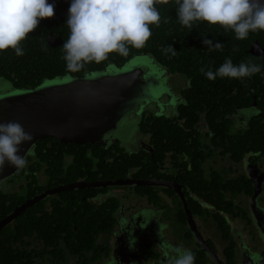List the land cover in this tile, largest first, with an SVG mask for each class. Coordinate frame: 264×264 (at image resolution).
<instances>
[{
	"label": "flooded vegetation",
	"instance_id": "1",
	"mask_svg": "<svg viewBox=\"0 0 264 264\" xmlns=\"http://www.w3.org/2000/svg\"><path fill=\"white\" fill-rule=\"evenodd\" d=\"M215 32L205 27L194 40L209 39L215 44L219 37ZM222 37V43L232 47L234 64L249 59L262 66L261 72L250 78L209 80L200 68L215 71L224 62L219 63L222 58L215 55L216 50L203 43L188 70L171 71L144 53L125 60L139 69L142 79L149 78L153 100L138 103L132 113L123 116L118 126L100 137L102 145L89 143L103 147L117 143L128 155H135L136 167L127 162L125 177L70 181L53 169L48 176L45 164L37 174L36 186H29L25 171H16L0 182V221L25 201L75 182H153L74 188L47 195L0 230V264H168L176 247L194 252L195 264H264V259L257 260L264 257V30L250 32L236 46L229 44L233 36ZM50 40L59 44L51 47ZM45 41L49 50L64 43L61 34L50 31ZM23 42L24 55L16 56L10 48L6 59L14 62L0 63V84L7 81L12 85L8 92L0 91V96L44 83H26V75L17 83L16 78L32 66L30 61L26 63L27 41ZM165 56L167 62L174 58ZM102 65L94 71L116 67L107 60ZM139 155L144 162L138 161ZM119 163L122 166V160ZM138 164L147 166L148 177H136ZM86 189L95 194L75 192ZM38 204L39 208L28 210ZM63 207H72L74 217L82 221L85 237L93 240L92 249L80 254L72 253L75 247H67L68 242L75 245L78 241L75 222L69 224L75 237L61 230L58 239V231L45 236L49 242L43 238L54 221L64 224L57 210ZM26 211L35 214L28 216ZM29 221L35 227L27 234ZM13 233L20 238L14 239Z\"/></svg>",
	"mask_w": 264,
	"mask_h": 264
},
{
	"label": "clouds",
	"instance_id": "2",
	"mask_svg": "<svg viewBox=\"0 0 264 264\" xmlns=\"http://www.w3.org/2000/svg\"><path fill=\"white\" fill-rule=\"evenodd\" d=\"M159 2L71 0L66 20L70 34L62 45L67 70L80 71L84 67L83 62L100 63L112 52L127 56V45L144 47L152 35L149 26L159 25L160 12L155 6ZM176 3L179 22L190 29L193 22L203 21L233 31L237 40L246 39L250 32L264 30V4L260 0H176ZM54 8L55 5L48 3V0H0V51L11 48L16 56L24 55L21 41L37 28L40 20L51 18ZM202 43L209 49L223 50V44H213V40L203 39ZM164 51L177 54L170 45ZM261 70V65L251 61L237 65L231 58H226L215 71L211 67L207 71L204 67L200 68L201 73L212 81L217 77L250 78ZM11 86L10 82L4 81L0 89ZM32 139V135L25 132L20 123H0V170L5 162L16 169L25 168L27 160L17 155L18 146ZM31 155L34 156L35 152ZM134 242V239L129 241L130 247ZM172 251L176 255L169 259L168 264H195V253L190 249L176 247ZM261 259L264 257H257L258 261Z\"/></svg>",
	"mask_w": 264,
	"mask_h": 264
},
{
	"label": "trees",
	"instance_id": "3",
	"mask_svg": "<svg viewBox=\"0 0 264 264\" xmlns=\"http://www.w3.org/2000/svg\"><path fill=\"white\" fill-rule=\"evenodd\" d=\"M52 4L55 5L54 15L51 18H45L40 20V23L38 24L37 28L31 33H29L25 38L27 39V54L25 56H28L26 63L30 61L32 66H29L26 69L25 73H23L20 77L16 78L18 80V84L24 81L23 76L25 75L28 78L26 83L35 84L40 81L42 82V80L45 82L52 79L62 78L71 74L78 75L79 72L84 73V71L87 70L94 71L103 66L102 64L105 60L101 61L100 63H97L95 61L83 62L84 67L80 71L71 72L66 68V61L64 59L65 50L63 46L59 49L57 47L56 49L52 50H49L47 48L48 46L45 41V36L47 35V32H53L54 35L61 34L64 42L67 41L70 34L69 28L66 25V20L71 0H55ZM155 6L158 8L161 18L158 26H149L152 35L146 42L145 46L142 48H134L131 45H127L129 48V53L127 56H122L117 52H112L108 54V58L106 59L108 62H113V64L118 67L122 66L125 63V60L129 57H132L134 54L138 55L144 53V55L152 57L157 63H164L165 67H167L171 71H182V69H191V67L194 65L193 59L196 56L197 51L199 49L202 50L200 46H203V40L195 41L194 38L199 37V33L205 27H207L214 33H216L215 31H217L218 36L220 37H217V42L223 44V50L215 51V55L222 58L219 63H223L226 58H231L232 54V47L226 43H222V35H226L229 38H231V36L234 37V39L231 40L229 44H232L233 46H236L238 43L240 44L241 40L236 39L235 33H233V31H226L219 25H210L207 22L197 21L193 22L191 29L186 26H183L179 22V19L177 17L178 5L176 3V0H167L166 3L164 2V0H160V2L157 3ZM216 28L218 30H216ZM41 32L43 33V35L40 34ZM26 41H24L23 43H25ZM194 41L195 43H193ZM30 42L33 44V46ZM41 44L44 45L41 46ZM168 45H170L177 52L176 55H172L171 52L166 53L164 51V49ZM11 51L12 50L10 48L0 51V63L3 62V65H6V63L12 64L14 62L12 59H6V56H8V53H10ZM239 54L243 55L245 53L240 51ZM165 55H171L174 56V58L173 60H169L167 62V60L165 59ZM240 61L248 62L249 59L245 60L244 58H241ZM37 63L38 65H36ZM252 63L259 65V63L255 61H253ZM14 81L15 79L11 80V82ZM33 146L31 147L30 153L26 154L25 156L27 160L26 167L23 169H19L17 172H27L26 175L29 179V186H36L38 176L37 174L45 164V172L48 176L51 175L53 169V171H56L58 175L64 174L65 177L69 176V178H71L70 181H73L78 177L84 178L87 181L96 180V178L99 179V177L101 179L106 180L112 179L114 177L123 178L126 176L125 174L128 168L126 163L131 161V167L135 166V164L133 163L134 161H132V158L135 155H128L123 150V148H120L117 143L111 144L107 147L88 143L82 147L73 143H61L60 141L54 138H44L41 140H36ZM33 151L35 152L34 156L31 155ZM137 158L140 163H142V161L144 162L145 158L141 157L140 155L137 156ZM119 159L122 160V166L119 163ZM104 160L106 161V163L103 162ZM85 161H88L90 165L87 166V164H85ZM94 166H96L97 169H95ZM137 166L138 175H136V177H148V175H146L148 172L147 166L141 167L139 166V164ZM56 173H53V175H56ZM41 189L43 190L44 188H40V190ZM75 192H83L84 195L95 194V190L93 189L79 190ZM39 207L40 204L28 210H35ZM57 210L61 211L60 216L64 217L62 218L64 224H62L61 222L54 221L52 227H50L49 232L44 234L43 238L45 239V236L53 234V231H58L55 235L58 239L60 237L61 230L65 231L64 234H67L69 236L73 235V231L69 224L71 222H75L74 224H77V229L79 232V235H76L75 239H78V241L75 242V245L73 243L70 244L68 242L67 247L70 249H73V247H75L72 253L79 252L80 254L83 250L92 249L93 240L91 236L85 237L83 233L84 227L82 225V221L74 217L72 213V207L57 208ZM26 212L28 216H30L31 214H35V212L33 211ZM78 215H81V213L78 212ZM19 227L23 229L21 219ZM34 227L35 226L33 222L29 221L26 225L27 234L29 233L28 231H32V228ZM12 237L18 240L20 238V234L13 233ZM46 241L49 242L48 240ZM81 264L85 263L82 262Z\"/></svg>",
	"mask_w": 264,
	"mask_h": 264
},
{
	"label": "water",
	"instance_id": "4",
	"mask_svg": "<svg viewBox=\"0 0 264 264\" xmlns=\"http://www.w3.org/2000/svg\"><path fill=\"white\" fill-rule=\"evenodd\" d=\"M54 1L48 0V3L52 4ZM260 3L264 4V0H260ZM48 43L51 47L59 44L51 40ZM70 76L73 77L68 80L61 81L64 77L52 79L24 92L0 96V123L18 122L25 132L33 137L31 141L23 142L18 146L17 155L25 157L36 140L44 138H54L65 144L102 145L100 137L103 134L114 129L115 123L130 113L132 107L142 100L147 102V98L153 97L150 87L146 89L151 84L149 78L142 79L139 69L132 64L125 63L108 71H94L83 76ZM18 170L5 162L3 169L0 170V182ZM131 184L144 186L152 185L153 182L117 180L85 183L81 181L45 191L25 201L2 219L0 230L47 195L74 188ZM168 186L172 187L173 184ZM176 190L180 194L179 190Z\"/></svg>",
	"mask_w": 264,
	"mask_h": 264
},
{
	"label": "rangeland",
	"instance_id": "5",
	"mask_svg": "<svg viewBox=\"0 0 264 264\" xmlns=\"http://www.w3.org/2000/svg\"><path fill=\"white\" fill-rule=\"evenodd\" d=\"M70 77H73V76H70V75H67V76H65L61 81H64V80H68V79H70ZM69 82H71V81H69ZM69 82H67V83H69ZM67 83H65V84H67ZM147 90L149 89V86H147V88H146ZM10 90V88H7V89H0V91L3 93V92H8ZM153 100V97H150V98H147V102L146 103H149V102H151ZM142 101H144V100H142ZM141 101V102H142ZM141 102H139V103H141ZM145 102V101H144ZM136 107V106H135ZM135 107H132V109H131V112L130 113H132L134 110H135ZM119 125V123L118 122H116L115 123V126H118ZM132 136H133V134H132Z\"/></svg>",
	"mask_w": 264,
	"mask_h": 264
}]
</instances>
